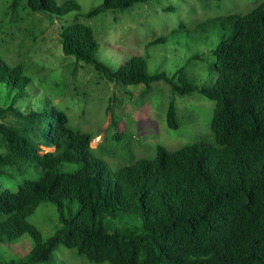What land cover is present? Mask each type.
Masks as SVG:
<instances>
[{"label":"trees","instance_id":"trees-1","mask_svg":"<svg viewBox=\"0 0 264 264\" xmlns=\"http://www.w3.org/2000/svg\"><path fill=\"white\" fill-rule=\"evenodd\" d=\"M26 1L30 13L59 21L65 55L107 80L168 83L170 129L180 127L177 96L199 92L215 101L213 140L176 150L159 144L154 157L109 170L92 132L74 128L44 94L32 95L24 66L0 55V177L22 178L17 190L0 189V243L23 234L35 241L27 256L5 264H50L60 245L97 264H264V0L196 23V30L221 33L209 63L218 74L212 86L184 78L185 67L152 74L137 54L114 69L98 58L101 44L91 26L78 17L67 25L59 20L81 11L77 0ZM149 1L102 0L84 17ZM166 41L158 36L147 46ZM193 60H202L200 53ZM65 164L79 167L65 170ZM46 201L57 207L61 225L43 239L28 218Z\"/></svg>","mask_w":264,"mask_h":264},{"label":"rangeland","instance_id":"rangeland-1","mask_svg":"<svg viewBox=\"0 0 264 264\" xmlns=\"http://www.w3.org/2000/svg\"><path fill=\"white\" fill-rule=\"evenodd\" d=\"M77 1L81 11H72L59 20L67 25L78 17L80 22L91 26L101 44L98 58L112 68H120L124 60L137 54L147 58L148 71L152 74L172 75L185 67L181 73L184 78L212 86L218 74L209 68V63L215 60L212 50L221 33L196 30V23L244 11L260 0H151L124 11L108 10L92 18L84 14L102 0ZM26 4V0H20L17 5L14 0H0V55L12 65L24 66L25 73L33 79L32 95L44 94L68 114L74 128L92 132V146L109 170L140 158L154 157L159 144L176 150L201 140H213L211 120L215 101L199 92L177 96L180 127L170 129L166 112L172 94L168 83L157 81L146 87L107 80L91 65L65 55L59 21L30 13ZM181 23L184 26L179 28ZM158 36L167 37V41L148 47L147 42ZM199 53L202 60L190 62ZM35 100L36 97L31 99ZM78 167V164H65L64 169ZM30 175L33 179L39 177L38 172ZM21 179L1 176L0 189L15 191ZM77 207L75 204L72 208L74 214ZM28 220L41 230L43 239L52 236L61 225L58 209L49 201L41 203ZM34 246L29 234L11 243H0V263L20 260ZM50 264L97 263L90 262L75 249L60 245Z\"/></svg>","mask_w":264,"mask_h":264}]
</instances>
